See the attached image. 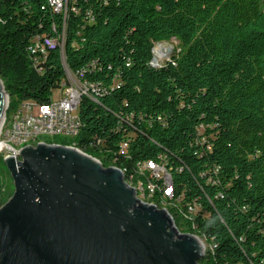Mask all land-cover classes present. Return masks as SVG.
<instances>
[{
    "label": "trees",
    "instance_id": "16d2710c",
    "mask_svg": "<svg viewBox=\"0 0 264 264\" xmlns=\"http://www.w3.org/2000/svg\"><path fill=\"white\" fill-rule=\"evenodd\" d=\"M63 1L0 0L6 116L50 102L66 67L82 72L92 86L79 134L41 140L128 182L137 161L163 155L175 192L155 203L206 240L200 264H264V0ZM45 37L63 44L33 52ZM172 39L170 59L152 65L154 44ZM14 190L0 153V207Z\"/></svg>",
    "mask_w": 264,
    "mask_h": 264
},
{
    "label": "water",
    "instance_id": "95a60500",
    "mask_svg": "<svg viewBox=\"0 0 264 264\" xmlns=\"http://www.w3.org/2000/svg\"><path fill=\"white\" fill-rule=\"evenodd\" d=\"M8 102L0 78V123ZM4 162L15 190L0 207V264H200L201 237L138 198L118 167L46 141Z\"/></svg>",
    "mask_w": 264,
    "mask_h": 264
},
{
    "label": "built area",
    "instance_id": "2783aa9c",
    "mask_svg": "<svg viewBox=\"0 0 264 264\" xmlns=\"http://www.w3.org/2000/svg\"><path fill=\"white\" fill-rule=\"evenodd\" d=\"M51 2L57 11L64 7L63 0H51ZM57 44L62 45L63 42L45 37L42 40L37 39L31 50L46 54L48 47ZM81 75L82 72L78 74L66 67V81L59 88L60 94L57 99H51L50 102L43 104L33 101L21 103L20 108L14 111L13 122H7L3 134H0V153L13 154V157L17 158L19 141H30L34 146L41 142V134L37 138L26 139L27 130L33 127H42V133L43 131H52L53 128H65L69 129V135H78L82 126L79 118V103L82 96L90 92L92 86ZM127 148L128 142L121 141L119 152L127 151ZM141 176L153 178V187L148 190H156L163 196H172V192H175L172 174L163 155L137 161L134 177L141 178ZM133 188L136 191V196L142 200L141 186Z\"/></svg>",
    "mask_w": 264,
    "mask_h": 264
},
{
    "label": "bare ground",
    "instance_id": "6f19581e",
    "mask_svg": "<svg viewBox=\"0 0 264 264\" xmlns=\"http://www.w3.org/2000/svg\"><path fill=\"white\" fill-rule=\"evenodd\" d=\"M172 49H173V43L154 45L153 47L154 60L159 61L160 59L166 57L170 53V51H172ZM13 114L14 112H12L8 117L6 115L3 116L2 121L0 123V134H3V130H5L7 122H13ZM39 134H41V139L45 136H55V135H63V136H69V137L75 136V135H69V129H65V128H53L52 131H43L42 133V127H33L32 129L27 130L26 139L37 138ZM25 145H31V142L30 141H19V151ZM3 156L4 157L13 156V154H3ZM126 182L132 187L141 186L142 200L145 202L156 204L155 203L156 197H159L162 200L165 199L166 197H171V196H163L161 192H157L156 190H148L153 187V178L150 176H141V178L131 177L130 181L129 182L126 181ZM199 241L203 245V242L200 238H199Z\"/></svg>",
    "mask_w": 264,
    "mask_h": 264
},
{
    "label": "rangeland",
    "instance_id": "374dc122",
    "mask_svg": "<svg viewBox=\"0 0 264 264\" xmlns=\"http://www.w3.org/2000/svg\"><path fill=\"white\" fill-rule=\"evenodd\" d=\"M169 43H173V49H172V51H170V53L166 56V57H164V58H162V59H160L159 61H155L154 60V53H153V58H152V61H151V63H152V65H154V66H160V65H162L163 63H165L167 60H169L170 59V56H171V54L176 50V48H177V44H178V41L176 40V39H172V40H170V41H162V42H156L154 45H161V44H169ZM59 94H60V89L58 88V89H55L54 90V92H53V94H52V99H57V97L59 96ZM20 106V105H19ZM19 106H18V108H19ZM17 108V109H18ZM16 109V110H17ZM14 111V110H13ZM13 111H11V113L13 112ZM55 136H63V135H55ZM45 137H53V136H45ZM44 137V138H45ZM65 137H69V136H65ZM165 207V206H164ZM201 240H202V242H203V245H204V247L206 248L207 247V242H206V240L204 239V238H200ZM204 248V249H205Z\"/></svg>",
    "mask_w": 264,
    "mask_h": 264
}]
</instances>
